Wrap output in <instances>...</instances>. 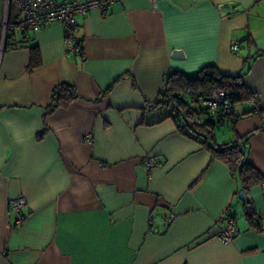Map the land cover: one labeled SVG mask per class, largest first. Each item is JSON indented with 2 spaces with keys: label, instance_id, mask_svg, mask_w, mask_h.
Instances as JSON below:
<instances>
[{
  "label": "crops",
  "instance_id": "crops-1",
  "mask_svg": "<svg viewBox=\"0 0 264 264\" xmlns=\"http://www.w3.org/2000/svg\"><path fill=\"white\" fill-rule=\"evenodd\" d=\"M5 15L15 28L0 43V264H264V182L246 193L255 226L229 167L153 105L170 72L243 74L258 111L235 105L237 120L215 136L248 135L247 159L264 175V0H116L76 17L77 55L60 23L21 32L17 7L0 0V24ZM62 83L76 97L49 111ZM19 193L14 224L8 198ZM226 210L229 243L215 236Z\"/></svg>",
  "mask_w": 264,
  "mask_h": 264
},
{
  "label": "trees",
  "instance_id": "trees-1",
  "mask_svg": "<svg viewBox=\"0 0 264 264\" xmlns=\"http://www.w3.org/2000/svg\"><path fill=\"white\" fill-rule=\"evenodd\" d=\"M30 50L29 68H32L39 61L36 47L33 46ZM242 75H224L215 65L203 66L193 77L179 71L170 72L165 77L164 87L153 105L162 106L168 111L166 117L173 120L177 132L199 143L209 151L213 159L225 163L231 175L239 182L242 191L247 193L249 188L264 182V175L247 159L248 135H235L232 140L224 143H218L215 136L220 126L237 120L234 106L249 101L253 96L243 83ZM214 90L225 91L231 104L230 113L211 115L202 103ZM75 97L74 88L62 83L53 89L48 110L57 107L58 100H70ZM254 111H258L256 107H250L249 112ZM245 203H250L248 198ZM249 221L255 226L258 225V218L254 213L249 217Z\"/></svg>",
  "mask_w": 264,
  "mask_h": 264
},
{
  "label": "built area",
  "instance_id": "built-area-1",
  "mask_svg": "<svg viewBox=\"0 0 264 264\" xmlns=\"http://www.w3.org/2000/svg\"><path fill=\"white\" fill-rule=\"evenodd\" d=\"M116 0H6V12L11 4H14L21 14V19L16 28L21 32H38L52 25L60 23L63 29L65 52L68 55H77L81 51V38L77 34L76 17L84 16L93 9H99L102 14L107 13L108 7ZM156 7L157 0H150ZM220 9H227V14L236 13L231 4L221 5ZM15 26L7 22V15L0 24V43L3 44L8 31L14 30ZM231 48L238 49V44L233 43ZM258 94L253 93L248 103L251 108L256 107ZM211 115H222L232 111L228 96L223 90H214L202 101ZM142 163L151 170L157 165L152 156H144ZM8 203L14 212V224L24 220L23 207L27 203L24 193L9 197ZM170 220V219H169ZM221 227L215 235L221 242L229 243L233 239L237 229L234 217L225 211L219 219Z\"/></svg>",
  "mask_w": 264,
  "mask_h": 264
},
{
  "label": "water",
  "instance_id": "water-1",
  "mask_svg": "<svg viewBox=\"0 0 264 264\" xmlns=\"http://www.w3.org/2000/svg\"><path fill=\"white\" fill-rule=\"evenodd\" d=\"M172 58H183L184 57V51L182 49H174L171 52ZM239 198L243 201L247 200V194L244 191H240L238 194ZM252 214V207L250 204L246 206V215L250 216Z\"/></svg>",
  "mask_w": 264,
  "mask_h": 264
}]
</instances>
